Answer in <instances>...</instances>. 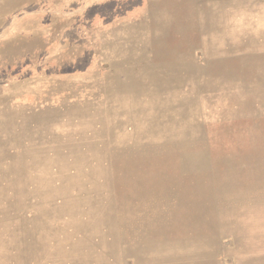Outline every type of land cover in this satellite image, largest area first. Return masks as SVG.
<instances>
[{"label":"rangeland","instance_id":"rangeland-1","mask_svg":"<svg viewBox=\"0 0 264 264\" xmlns=\"http://www.w3.org/2000/svg\"><path fill=\"white\" fill-rule=\"evenodd\" d=\"M0 264H264V0H0Z\"/></svg>","mask_w":264,"mask_h":264}]
</instances>
